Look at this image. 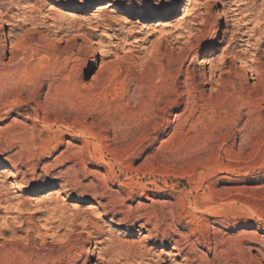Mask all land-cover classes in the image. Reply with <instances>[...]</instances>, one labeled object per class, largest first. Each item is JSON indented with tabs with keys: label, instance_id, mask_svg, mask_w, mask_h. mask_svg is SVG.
I'll list each match as a JSON object with an SVG mask.
<instances>
[{
	"label": "rangeland",
	"instance_id": "1",
	"mask_svg": "<svg viewBox=\"0 0 264 264\" xmlns=\"http://www.w3.org/2000/svg\"><path fill=\"white\" fill-rule=\"evenodd\" d=\"M0 264H264V0H0Z\"/></svg>",
	"mask_w": 264,
	"mask_h": 264
},
{
	"label": "bare ground",
	"instance_id": "2",
	"mask_svg": "<svg viewBox=\"0 0 264 264\" xmlns=\"http://www.w3.org/2000/svg\"><path fill=\"white\" fill-rule=\"evenodd\" d=\"M203 65H205L204 63H203ZM205 73V72H204ZM2 166V165H1Z\"/></svg>",
	"mask_w": 264,
	"mask_h": 264
}]
</instances>
